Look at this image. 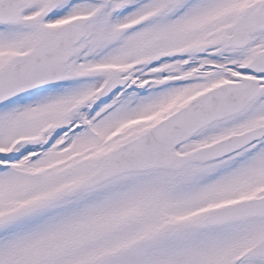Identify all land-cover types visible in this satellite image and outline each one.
Segmentation results:
<instances>
[{
  "label": "snow or ice",
  "instance_id": "1",
  "mask_svg": "<svg viewBox=\"0 0 264 264\" xmlns=\"http://www.w3.org/2000/svg\"><path fill=\"white\" fill-rule=\"evenodd\" d=\"M0 264H264V0H0Z\"/></svg>",
  "mask_w": 264,
  "mask_h": 264
}]
</instances>
